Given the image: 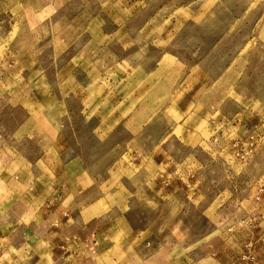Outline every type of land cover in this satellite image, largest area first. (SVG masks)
<instances>
[{
	"label": "rangeland",
	"instance_id": "rangeland-1",
	"mask_svg": "<svg viewBox=\"0 0 264 264\" xmlns=\"http://www.w3.org/2000/svg\"><path fill=\"white\" fill-rule=\"evenodd\" d=\"M72 1L60 14L69 20L80 14L78 31L88 17L98 22L87 29L93 48L56 54L59 70L53 65L46 72L52 88L41 94L45 113L62 122L70 144L62 158L83 160L99 182L106 180V189L114 179L121 182L138 245L119 236L117 249L129 253L120 262L136 264L147 256L150 264H210L219 256H234L235 264L256 261L264 248V0ZM51 56L43 55L48 63ZM163 58L170 63L162 77L168 82L157 94V86L150 92L143 81ZM0 115H10L0 117L7 127L27 118L23 108L9 104L0 106ZM89 115H104L98 118L115 122L114 129L92 132L97 117ZM150 115L162 117L150 125ZM194 115H207L203 129L214 126L205 150L173 143L160 162L158 153L150 157L156 136L175 126L178 137L187 134ZM193 155L202 166L185 159ZM179 174L183 180L175 179ZM183 182L193 202L150 196V188H182ZM197 186L203 197L192 196ZM222 198L225 204L214 211Z\"/></svg>",
	"mask_w": 264,
	"mask_h": 264
},
{
	"label": "crops",
	"instance_id": "crops-1",
	"mask_svg": "<svg viewBox=\"0 0 264 264\" xmlns=\"http://www.w3.org/2000/svg\"><path fill=\"white\" fill-rule=\"evenodd\" d=\"M70 1L0 0V30H3L0 32V106H17L27 114L26 120L20 119L8 127L0 122V264H124L120 261L129 253L123 250L124 246L117 249L118 237L124 235L138 245L120 180L114 179L106 189V180L99 182L83 166V160L73 155L63 159V154L70 149L62 136L63 124L54 115L45 113L47 100L41 93L44 87L52 88L46 72L53 65L59 70L57 55L66 54L70 49L93 48L90 41L94 39L88 36L87 29L98 22L88 17V25L78 31L74 25L81 23L80 14L71 15L70 20L60 14ZM15 28L18 31L14 33ZM78 39H84L85 43H76ZM43 55H52L51 62L48 63ZM161 62L143 81L150 92L154 85L157 86V94L168 82V78L162 77L165 68L170 67L164 58ZM197 78L190 76L189 80ZM87 86L90 87L89 82ZM6 116L10 115H0ZM89 116L97 117L92 132L101 135L114 129L115 122H101L98 118L104 115ZM160 117L162 115H150V125ZM204 117L207 115H194L192 130L184 127L187 134L178 137L175 126L156 136L150 144V157L158 153L155 155L158 160L173 143L196 152L205 150L204 143L207 144L213 134L214 126L203 129ZM185 159L203 164L196 155ZM173 160L179 165L186 164L184 159L174 157ZM183 178L180 174L175 176L176 180ZM97 186L100 191L90 197V189ZM187 187L184 182L182 188L166 184L150 188L149 192L159 202H164L160 195L182 196L185 204L187 198L191 202L195 200L190 197L191 193L189 196ZM190 189L194 197L205 195L200 186ZM222 195V192L217 194L218 197ZM218 200L217 206L210 205L208 209L213 206L217 211L225 204L223 198ZM183 225H186L184 221ZM201 241L202 238L194 244ZM260 253L261 257L249 264H264L263 247ZM147 257L136 264H150ZM208 260L210 264H219V260L235 264L234 256L226 260L222 256ZM125 263L130 264L129 261Z\"/></svg>",
	"mask_w": 264,
	"mask_h": 264
},
{
	"label": "built area",
	"instance_id": "built-area-1",
	"mask_svg": "<svg viewBox=\"0 0 264 264\" xmlns=\"http://www.w3.org/2000/svg\"><path fill=\"white\" fill-rule=\"evenodd\" d=\"M246 258H247V255H244L242 259L245 260Z\"/></svg>",
	"mask_w": 264,
	"mask_h": 264
}]
</instances>
